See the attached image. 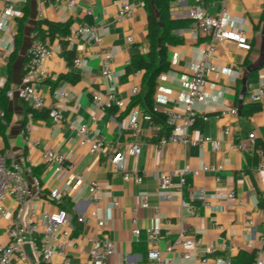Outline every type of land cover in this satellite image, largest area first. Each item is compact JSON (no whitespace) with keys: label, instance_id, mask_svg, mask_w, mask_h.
<instances>
[{"label":"crops","instance_id":"obj_1","mask_svg":"<svg viewBox=\"0 0 264 264\" xmlns=\"http://www.w3.org/2000/svg\"><path fill=\"white\" fill-rule=\"evenodd\" d=\"M180 1L184 0H176L171 10L177 9ZM207 1V12L216 15L220 0ZM129 3L134 15L121 23L117 21L120 0H78L77 7L72 11L57 4L54 8H46L42 18L38 16L37 0H27L16 6L21 14L18 19L24 17L27 4L29 16L24 23L20 50L8 65L0 64V76L9 84V89L21 85L28 49L37 39L34 37L36 23L40 20L60 24L70 22L71 29L91 21L86 15L90 7L94 8L95 25L103 39L102 46L114 56L112 69L115 77L113 81L103 78L98 46L81 42L68 44L58 34L54 40L47 38L54 51L52 59L46 64L51 78L39 85L37 90L48 107L56 105L59 108L64 121L56 123L51 116L47 119L33 118L30 121L31 133L28 139H24L20 132L28 121L26 107H30L20 99L9 100L11 122L4 134L0 132V151H10L23 166L31 191L30 201L36 203L39 210H63L75 218L76 242L69 249L71 264H82L88 258L91 241L101 235L110 236L116 243V254L107 264H137L143 256L139 246L145 245L146 254L147 244L144 241L137 243L133 237L131 211L134 208L139 209L138 218L144 230L159 228L164 233L169 231L172 233L169 240L172 241L184 227L191 238L201 240L198 254L208 258L206 264H223L227 259H231L233 264H254L258 252L264 250V172L258 168L260 157L254 149L240 152L229 150L228 145L247 140L254 133L256 140L253 147H264V103L247 100L249 92L260 83L264 67V0H226L232 19L230 27L247 34L252 50H242L232 42L217 44L213 61L219 72L212 76L207 87L208 104L198 106V111L208 116L209 120H199L191 130L195 140L200 135L220 140L223 145L220 152L213 151L210 145L159 147L163 135V130L161 132L159 128L161 126L146 120L148 115L144 104L131 105L135 97L131 91L139 87L141 92L144 72L140 71V75L127 74V68L137 54L145 55L150 51V44L149 9L146 5L141 6L139 0H129ZM212 3H216V6ZM191 25L192 22L174 29L173 36L179 41L167 45L170 69L158 78L153 96L154 109L164 117V112L184 110L186 83L193 78L202 60L203 50L211 43L207 36L195 38L190 34L181 37L175 35L176 30ZM129 36L133 37V43L128 42ZM65 43L66 51L63 46ZM77 59L84 63L83 68L75 66ZM67 76H75L77 80L73 77L72 80L66 79ZM59 86L69 93L68 99H53V92ZM107 93L116 94L127 102L128 107L123 110L97 109L93 104L94 95ZM254 108L258 110L251 112ZM233 109L239 111L238 116L228 114L217 118L222 112ZM44 111L49 110L47 108ZM130 116L141 127L138 136L127 125ZM78 126H87L90 131L103 135L106 138L105 153L95 154L88 148H81L76 130ZM227 128L231 129L230 135L225 134ZM133 143L142 148L139 158L131 152ZM49 149L73 162L75 174L81 175L85 181L83 187L72 191L59 205L49 202L47 196L52 189L63 187L72 174H55L53 167L42 160L43 151ZM121 152L127 154L126 169L129 172L138 170L144 177L141 184L133 181L127 183L123 174L115 171L109 156ZM204 166L221 169L204 172ZM185 167L200 173L197 176L189 175L183 189H180L181 179L175 177L174 199L167 201L154 173L177 171ZM35 179L39 180L40 189L36 187ZM91 182L98 183L102 188L101 200L97 205L89 201L87 185ZM199 189H206L211 194V209L193 200ZM230 191H235V201L228 199ZM145 196L149 197L147 209L141 207ZM183 202L188 206H184ZM115 203L118 207L114 206ZM6 205L14 214V200L8 199ZM93 211L106 219L104 229H98L96 221L90 218ZM81 214L90 219L89 224L77 223L76 218ZM7 226V219L0 220V244L6 245L9 241ZM223 242L227 245L226 250L209 253L212 245ZM15 263L19 264L17 261ZM51 264H63V260L55 256ZM189 264L202 263L193 258Z\"/></svg>","mask_w":264,"mask_h":264},{"label":"built area","instance_id":"obj_2","mask_svg":"<svg viewBox=\"0 0 264 264\" xmlns=\"http://www.w3.org/2000/svg\"><path fill=\"white\" fill-rule=\"evenodd\" d=\"M27 0H0V39L1 55L0 64L6 66L10 63L12 55L16 50V41L19 34L17 19L21 15L16 6L26 3ZM141 6H145V0H139ZM121 8L119 10L117 21L119 23L130 20L134 15L129 0H120ZM177 9L171 10L170 16L173 20H188L192 22L189 28L176 30V36L190 34L195 38L207 36L211 43L203 50L202 60L195 69L193 78L186 83V102L182 112H164L166 124L170 131L162 135L159 141V147L165 148L168 145H198L205 147L210 145L215 152L223 149L220 140L200 135L195 140L191 136V130L196 126L199 120L208 121L209 117L198 111V106L207 105L209 97L207 95V87L212 76L219 72L218 66L214 63L213 57L217 50V44L223 42H232L238 48L251 51L252 44L247 34L243 30H235L230 27L231 16L226 6V0H220L219 11L216 15L207 12V0H184L180 1ZM57 4L65 6L69 11L77 7L78 0H37L38 16L44 15L46 8H54ZM216 6V3H212ZM87 17L91 21L80 26L70 29L67 36L63 38L68 44L81 42L83 44L96 45L99 47V60L102 64V75L107 81H113L115 74L112 69L114 56L103 44V39L95 25L96 15L94 8L90 7L86 11ZM36 37V33H34ZM132 36L128 37V42L133 43ZM54 51L48 39H36V41L28 49L26 62L24 65V74L21 85L17 88H10L6 92L9 100L20 99L36 112H42L48 108L50 116L56 123H62L64 116L56 105L48 107L42 94L37 87L44 84L51 78L46 68V64L52 59ZM75 66L83 68L84 63L77 59ZM140 71L136 75H140ZM261 81L257 87L249 92L247 100L251 103H264V67L261 70ZM6 80L0 76V89L5 88ZM140 92L139 87L132 89V96H137ZM69 98V93L64 87H57L53 92V99L60 101ZM94 106L101 110L107 111L113 108L119 110L128 107L127 102L118 98L114 93L105 95H94ZM157 112V109H154ZM238 116L237 109L229 112H222L217 115L221 118L225 115ZM33 114L28 115V121L25 122L21 129L20 136L28 139L31 133L30 121ZM0 119L5 124L6 113L0 108ZM146 120L151 121L149 116ZM127 125L134 132L135 136L141 133V127L137 120L133 117L127 118ZM161 132L162 128L159 127ZM79 137V146L88 148L91 153H105L106 138L89 130L87 126H78L76 128ZM226 135L231 134V129L227 128ZM256 140L254 133L250 134L247 140H241L237 143H230L229 150H237L240 152H249L255 150L260 157L259 170L264 172V147L255 149L253 144ZM1 143V138H0ZM131 152L136 157L142 153V148L137 143L131 146ZM126 153H116L109 156L111 163L116 172L123 174L125 182H135L141 184L144 177L138 173V170L129 172L125 167ZM42 160L53 167L55 174L71 173L68 182L61 188L52 189L47 199L54 205H59L70 195L72 191L78 190L85 185V181L81 175L75 174V164L70 162L66 156L55 150H44ZM221 168L204 166V172H216ZM200 171H192L190 167H185L177 171L155 172L154 178L157 180L159 187L165 193V199L172 201L174 199L173 179L179 177L181 179L180 189L187 185V177L191 174L199 175ZM35 185L40 189L39 180L35 179ZM90 193V202L97 205L101 200L102 188L96 182L87 185ZM179 189V190H180ZM31 191L29 183L25 175L23 166L14 159L10 151H0V220L7 219V235L9 241L6 245L0 244V264H51L55 256H59L63 260V264H71L69 259V249L73 242L75 232V218L69 213L60 210L50 212L39 210L36 203L30 201ZM8 199H13L16 207L15 213L6 205ZM35 199V198H33ZM38 200V197L36 196ZM212 196L206 189L197 190L193 196V200L201 203L205 208L211 209ZM230 201L236 200L235 191L228 194ZM34 201V200H33ZM184 206H188L183 202ZM118 207V204H114ZM143 209L149 208V197L145 196L142 206ZM138 208L132 209V234L137 243L145 242L147 244V252L142 256L137 264H189L193 258L200 260L202 264L208 263V258L198 254V250L202 245L201 240L191 238L188 231L182 227L178 236L170 241L172 233H164L161 229H146L140 225L138 218ZM91 219L96 221L97 228L102 230L106 226V219L93 211ZM78 224H89L90 219L84 214L76 218ZM88 258L82 264H107L111 257L116 254V243L107 235H101L94 238ZM165 246V248H164ZM227 249L225 242L219 245H212L209 253L214 254L218 251ZM223 264H233L231 259L223 261ZM254 264H264V250L258 252Z\"/></svg>","mask_w":264,"mask_h":264},{"label":"trees","instance_id":"obj_3","mask_svg":"<svg viewBox=\"0 0 264 264\" xmlns=\"http://www.w3.org/2000/svg\"><path fill=\"white\" fill-rule=\"evenodd\" d=\"M176 0H145V5L149 9V25H148V41L150 44V51L147 54H137L131 60L130 65L127 68V74H133L139 71L144 72L143 86L141 92L133 98L132 106L138 104H144L146 106V114L151 118L152 123L160 125L163 130V135L167 134L170 129L166 124V117L158 114L154 111L153 96L155 93L157 80L161 74L167 72L170 69V62L168 60L167 45L178 43L173 36V30L187 26L191 21H175L171 18L170 12L172 4ZM29 16L28 4L24 8V17L18 19L19 34L16 41V50L12 55V58L20 50L22 46V39L24 33V23ZM70 22L66 24L54 23L40 20L34 27V33H36L37 39L50 38L54 40L56 34H58L62 40L70 32ZM64 41V40H63ZM66 43L63 45L66 51ZM11 58V60H12ZM77 80L75 76H67L66 79ZM9 89V84H6L5 88L0 89V108L6 113L5 124L0 119V132L4 134L8 125L11 122V116L9 111V99L6 96V92ZM249 108V107H248ZM258 110L252 109L251 112ZM26 114H33L34 118L47 119L50 116L49 111L36 112L31 108L26 107ZM139 250L142 255L145 256V245L140 244Z\"/></svg>","mask_w":264,"mask_h":264}]
</instances>
